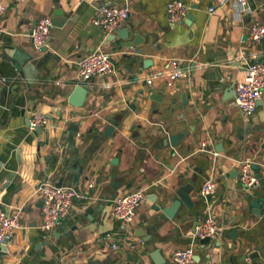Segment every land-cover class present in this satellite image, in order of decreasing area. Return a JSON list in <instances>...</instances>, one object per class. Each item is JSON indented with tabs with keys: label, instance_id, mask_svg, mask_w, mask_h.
I'll list each match as a JSON object with an SVG mask.
<instances>
[{
	"label": "crops",
	"instance_id": "crops-1",
	"mask_svg": "<svg viewBox=\"0 0 264 264\" xmlns=\"http://www.w3.org/2000/svg\"><path fill=\"white\" fill-rule=\"evenodd\" d=\"M126 1V25L133 29L127 41L138 39V46L119 50L127 41H107L110 35L92 20L99 6ZM171 1L0 0V206L22 223L1 249L0 264H154L157 249L174 264L172 254L190 246L194 264H264V219L253 211L264 205V178L250 190L239 181L243 162L264 173V97L245 118L235 96L226 99L221 87L245 80L253 54L264 61V42L249 39L250 25L264 24V0H249L245 10L231 3L212 14L215 0H180L190 5L194 21L175 26L167 18ZM45 17L54 27L39 52L29 34ZM98 51L111 54L114 72L89 81L86 103L75 108L68 97L80 83L77 63ZM143 61L151 67L141 69ZM26 64L33 69L21 75ZM35 112L49 119L39 131L29 128ZM72 125L78 132L70 142ZM178 134V147L164 145ZM46 179H64L81 195L51 232L41 228L37 192ZM207 181L217 186L210 200L201 196ZM189 183L193 209L182 205L174 220L157 212ZM142 188L147 199L133 223L116 221L114 200ZM208 215L223 233L206 245L193 243L196 225Z\"/></svg>",
	"mask_w": 264,
	"mask_h": 264
},
{
	"label": "built area",
	"instance_id": "built-area-1",
	"mask_svg": "<svg viewBox=\"0 0 264 264\" xmlns=\"http://www.w3.org/2000/svg\"><path fill=\"white\" fill-rule=\"evenodd\" d=\"M235 4L245 10L249 0H215L209 8V13H214L217 9H224L229 4ZM167 18L171 26H175L186 19L191 11L190 5L180 1L172 0L167 4ZM5 12V7L0 3V15ZM130 17V9L127 1L125 4H103L95 11L92 24L101 29L106 35H114L123 29ZM54 27V20L51 17L41 19L36 27L29 34L34 48L42 52L49 43L51 30ZM4 29L0 27V38ZM249 39L254 45H261L264 42V24L254 22L249 27ZM264 56V52H263ZM254 61L246 67L245 80L234 85L235 103L240 113L245 118L255 115L258 104L264 97V61H258L257 55L253 54ZM78 75L80 82H89L94 78L106 77L114 72V64L110 53L98 51L92 53L78 63ZM158 74H153L147 80V85H152L158 78ZM173 77H181L182 74L175 72ZM172 82L168 85L172 86ZM49 119L42 113L35 112L29 120L31 131L42 129L48 126ZM203 144L202 150L205 149ZM239 181L241 185L250 190L259 183L251 162H243L240 166ZM216 184L207 181L201 190V196L206 199L216 191ZM37 192L42 199V225L46 232L53 231L61 222L67 218L72 210L73 203L81 195L75 187L63 185L58 187L50 179H46L38 186ZM147 199V188L139 189L135 192L119 196L113 202L112 217L123 224H131L137 216V211ZM262 218L264 219V205L262 207ZM22 228L20 217L17 213L0 206V251L1 248L10 243L17 232ZM223 226L219 220L212 215H208L197 225L191 235L193 243H199L205 239H215L223 233ZM108 238H110L108 236ZM114 249L116 245L112 246ZM174 264H194L195 249L190 246L184 250H177L172 254Z\"/></svg>",
	"mask_w": 264,
	"mask_h": 264
},
{
	"label": "water",
	"instance_id": "water-1",
	"mask_svg": "<svg viewBox=\"0 0 264 264\" xmlns=\"http://www.w3.org/2000/svg\"><path fill=\"white\" fill-rule=\"evenodd\" d=\"M196 8L197 7H193L192 9H196ZM187 19L194 21V16L192 14H189ZM132 30L133 29H132L131 26H127L126 25L123 29L118 31L116 34L108 36L107 41L113 42V41L116 40L117 37L120 40L127 41V40H129L130 33H131ZM136 46H138V39H136L134 41H127V43H124V44L120 45L118 48H119V50H122L124 48L129 49V48L136 47ZM136 54H137V58L139 59L140 55L142 54V51L138 50ZM13 65L17 66V63L13 62ZM151 65H152L151 61L150 62L143 61L141 63V66H142L141 69H143V68L144 69H148L149 67H151ZM195 66L196 65H194V67ZM32 69H33V66L31 64H29V65L26 64V66L23 69H20L19 72H20L21 75H23V74H27ZM185 69H186V66H184V70ZM223 83L224 82L222 81L221 87H222V90L224 89L225 98L229 99L231 97H234L235 96L234 86L230 85V86L227 87ZM220 90L221 89H219L217 91H220ZM89 92H90V87L88 86V82H80L75 87V89L70 93V95L68 97L69 104L71 106L75 107V108H82L84 106V104L86 103V101H87ZM226 99H224V100H226ZM37 130L39 131L41 129H37ZM69 131L72 132V134L69 135V140H70V142H73L74 139H75L74 134L78 132V126L77 125H72L69 128ZM113 131H114V126H109L106 129V131H105L106 136L111 137L112 134H113ZM182 138H183V134L168 135V139L164 140L163 143H164L165 146L170 145L172 148H176V147L179 146L180 140ZM217 149H219V148H217ZM113 162L116 163V160H114ZM253 169L258 171L259 167L254 165ZM256 176H257V179L261 181L264 178V173H260V174H258ZM63 182H64V179H62V181H60L57 184V186L58 187L63 186ZM193 189H194V185L191 184V183L186 184L184 186H181L175 192L176 196H177V199L175 201H173V203L170 206H168V207L162 206V205H158V207L156 209L157 212L162 213L163 217H165L168 220H174L175 216L177 215V213L180 210V208L182 207V205H185L189 209H193L194 201L191 198V193H192ZM211 197L212 196L210 195L206 199L210 200ZM262 205H263V201H261L256 206L255 210H253L254 213L256 211L257 212L256 215H258L260 217L262 216V213H261L262 212ZM90 212H91V210H90ZM196 227H197V225H196ZM136 235L139 236V237H142V238L146 237L144 234H142V235L136 234ZM210 241H211V239L208 238V239L202 240L201 243L203 245H206ZM128 257H129V259L131 258L130 256H128ZM151 258H152L154 264H167V262L161 258V253H160V251L158 249L151 253Z\"/></svg>",
	"mask_w": 264,
	"mask_h": 264
}]
</instances>
